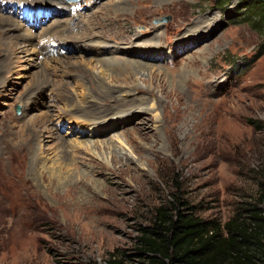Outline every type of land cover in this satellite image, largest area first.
Listing matches in <instances>:
<instances>
[{
	"label": "rangeland",
	"instance_id": "1",
	"mask_svg": "<svg viewBox=\"0 0 264 264\" xmlns=\"http://www.w3.org/2000/svg\"><path fill=\"white\" fill-rule=\"evenodd\" d=\"M48 1L64 15L41 4L52 14L29 26L0 0V264H132L172 194L221 226L264 216V38L239 0ZM9 18L35 36V66L18 53L6 69Z\"/></svg>",
	"mask_w": 264,
	"mask_h": 264
},
{
	"label": "trees",
	"instance_id": "2",
	"mask_svg": "<svg viewBox=\"0 0 264 264\" xmlns=\"http://www.w3.org/2000/svg\"><path fill=\"white\" fill-rule=\"evenodd\" d=\"M215 1L225 7L230 0ZM236 10L246 22L253 20L251 25L263 31L264 38V0H239ZM263 54L264 46L256 59ZM172 199L157 207L150 225L140 230L137 260L132 264H264L260 211L244 210V217L240 214L221 226L196 216L176 194ZM108 264L123 263L110 255Z\"/></svg>",
	"mask_w": 264,
	"mask_h": 264
},
{
	"label": "bare ground",
	"instance_id": "3",
	"mask_svg": "<svg viewBox=\"0 0 264 264\" xmlns=\"http://www.w3.org/2000/svg\"><path fill=\"white\" fill-rule=\"evenodd\" d=\"M37 1V4H45L47 7L46 8H49V9H52V10H54L55 12L52 14L51 12V14L52 15H54V16H60V15H64L63 13V11L65 10L64 9V5H62L61 4V2H59V1H56V2H58V4L61 6V8H58V6H56V5H51L49 2H52V1H48V0H36ZM7 2V1H6ZM24 2V0H21V2H20V4L21 3H23ZM25 2H27V1H25ZM32 3H35V1H33V2H28V4H32ZM72 4H74V3H72ZM14 5V4H13ZM53 7V8H52ZM7 11V10H6ZM63 12V13H62ZM121 13V12H120ZM18 16V15H17ZM62 17V16H61ZM58 18V17H57ZM8 22L9 23H5V24H7V26H4L6 29H5V31L7 30V32L8 33H11L12 34V36L13 37H7V38H4V39H6V45H5V48L4 49H6V50H8L7 51V54H8V56L6 57V59H5V63H6V69H8V67H9V63H10V61H11V58H14L15 56H16V54H22V53H24V57H26V59H27V61H30L29 62V65H31V66H35L34 65V59H33V57H35L34 56V54H35V49L34 48H32V46H31V48H28V46H30L31 45V42H32V40H34L35 39V36H33L32 34H31V32L30 31H28V30H24L23 29V27H22V21H20V22H14V20H12L11 18H9L8 19ZM59 22H61V20L60 19H57V20H55V22H54V24L53 25H59L60 26V24L61 23H59ZM59 23V24H58ZM27 25H29V24H27ZM34 25H37V26H39V24L38 23H35L34 22V24H33V26ZM23 26H24V24H23ZM30 26V25H29ZM62 26V25H61ZM58 33V32H57ZM56 33V34H57ZM55 34V35H56ZM9 35V34H8ZM54 35V36H55ZM57 36H58V34H57ZM53 38V37H52ZM194 38V37H193ZM94 39V37H93V35H92V37H90V39L87 41V42H85V44L88 46V50L87 51H89V52H94V57H96V58H99V59H93L92 60V62H94V60H97L96 62H99V61H102L103 63L102 64H105V67L106 68H108L107 70H104V71H108L109 70V67L111 66V67H113V64L112 63H110V62H106L105 63V61L106 60H103V59H101L99 56H106L107 57V55L108 54H110L111 52H110V49L109 48H106V47H109L108 45H105V44H102V43H100L101 41H99V40H96V41H91V40H93ZM60 41H62L63 40V38H61V39H59ZM65 40V39H64ZM145 40V39H144ZM11 41H22V42H24L23 44V48H24V50L22 51L21 49H18L17 47L13 50V48H12V46H14L15 47V45L13 44V43H11ZM39 41V40H38ZM140 41H142V40H140ZM139 41V42H140ZM153 41V40H152ZM64 43V42H63ZM146 43V42H145ZM148 43V42H147ZM150 43H153V42H150ZM39 44V43H38ZM66 45H68V44H70V46L72 47L73 46V44H71V43H68L67 41H66V43H65ZM20 45V44H19ZM146 45V44H145ZM149 45V44H148ZM144 43L142 42V44H138L137 45V47L134 49L135 51L136 50H140V51H138L137 52V56L138 55H141L142 57H145V56H148L149 55V57L151 58V60L152 59H154V58H156L157 57V54L160 52V51H158V50H160V47L158 46V42H156L155 43V46L154 45H152V46H154V49L152 50V51H148V52H146V51H143V49H144ZM151 46V45H150ZM119 47V46H118ZM118 47H116L117 49H120V51H118V52H120V53H122V50H123V48H118ZM110 48H113V47H110ZM151 48V47H150ZM4 49H3V51H4ZM126 51H124V52H126V54H131L132 53V48L130 47V46H125V48H124ZM5 50V51H6ZM133 50V51H134ZM145 50V49H144ZM4 51V52H5ZM20 51H21V53H20ZM113 52H114V50H112ZM38 52V51H37ZM31 53V54H30ZM7 54H5L4 53V56L5 55H7ZM97 54V55H96ZM21 58V57H20ZM113 58V57H112ZM9 59V60H8ZM24 60V59H23ZM108 60V59H107ZM111 60H113V59H109V61H111ZM26 61V62H27ZM114 61V60H113ZM89 64H90V62H88ZM86 64V63H83V65H86L85 67H87L89 64ZM96 64H98L99 66H101L99 63H96ZM82 65V66H83ZM131 66H133V68L135 67L138 71H136V74H139L140 73V71L142 70V69H140V66H138V65H136V64H133V65H131ZM84 67V66H83ZM5 72V71H4ZM101 76L102 77H106L107 79H109V76H110V74L109 73H105V72H102L101 71ZM109 76H108V75ZM135 74V75H136ZM129 76V75H128ZM37 77V76H36ZM45 77L46 76H44V74H41V76L40 77H38L37 79L36 78H34L35 80V82H36V84H35V86L36 85H41V84H43L44 82L43 81H41V79L42 80H45ZM99 77V76H98ZM130 77V76H129ZM179 82V81H178ZM177 82V83H178ZM179 84V83H178ZM42 86V85H41ZM180 88V87H179ZM107 93H109L108 91H107ZM38 106V105H37ZM32 120V119H31ZM31 124V123H30ZM98 130H100L99 128H98V126H92V132L94 133V132H97ZM89 131V130H88ZM92 134V133H91Z\"/></svg>",
	"mask_w": 264,
	"mask_h": 264
},
{
	"label": "water",
	"instance_id": "4",
	"mask_svg": "<svg viewBox=\"0 0 264 264\" xmlns=\"http://www.w3.org/2000/svg\"><path fill=\"white\" fill-rule=\"evenodd\" d=\"M167 20H168L167 18L166 19L165 18L163 19L164 22L167 21Z\"/></svg>",
	"mask_w": 264,
	"mask_h": 264
}]
</instances>
